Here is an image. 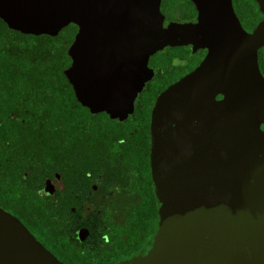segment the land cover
<instances>
[{
	"label": "water",
	"instance_id": "95a60500",
	"mask_svg": "<svg viewBox=\"0 0 264 264\" xmlns=\"http://www.w3.org/2000/svg\"><path fill=\"white\" fill-rule=\"evenodd\" d=\"M190 1L197 17L186 23L167 21L161 0H0V20L28 36L75 25L63 74L92 117L119 123L153 79L151 57L206 51L154 103L153 235L118 264H264V0L250 33L232 0ZM0 264L65 263L0 207Z\"/></svg>",
	"mask_w": 264,
	"mask_h": 264
},
{
	"label": "trees",
	"instance_id": "16d2710c",
	"mask_svg": "<svg viewBox=\"0 0 264 264\" xmlns=\"http://www.w3.org/2000/svg\"><path fill=\"white\" fill-rule=\"evenodd\" d=\"M163 2L161 12L169 22H192L197 17L190 0ZM254 6V3L250 4L244 11L246 20L237 9L245 27H252L261 19ZM76 33L77 27L72 24L56 37L28 36L10 30L0 20V115L8 116L10 112L17 111L19 117L29 123L37 120L45 122L47 131L51 125L64 126V134L71 143L69 153L64 155L66 160L62 165L56 162L52 164L48 156H44V163L48 164V169L45 168L50 172L59 171L63 174L70 190L74 189L76 181H89L87 175L90 172L94 178L101 175L100 181L104 186L108 184L104 179L105 174L111 171L125 184L131 199L121 202L123 222H114L108 209L102 211L104 218L99 219L101 233L96 240L98 246H103L105 241L102 237H107L110 240L108 250L113 251L118 260L124 259L137 254L154 230L156 202L149 164L153 96L147 101L146 110L138 111L136 122L112 123L104 114L92 117L77 102L63 74L71 65L67 50ZM7 56L16 61L12 62ZM153 57L162 60V65L169 59L164 51ZM202 57L203 52H199L191 61L197 63ZM173 58L174 55L168 60V66L172 64ZM259 65L264 76V48L259 51ZM164 88L165 85L158 93ZM3 109L6 111L3 112ZM32 136L31 130H27L23 141L32 144L36 139ZM77 139V145H72ZM44 140H49V131ZM96 215L98 210L93 213V216ZM83 226L89 229L92 237L97 238L99 227H94L92 221H84ZM63 230L52 227L56 235Z\"/></svg>",
	"mask_w": 264,
	"mask_h": 264
},
{
	"label": "flooded vegetation",
	"instance_id": "af4514ba",
	"mask_svg": "<svg viewBox=\"0 0 264 264\" xmlns=\"http://www.w3.org/2000/svg\"><path fill=\"white\" fill-rule=\"evenodd\" d=\"M232 1L239 19L237 11L239 10L246 20L247 15L244 11L254 3V8L261 16L259 22L262 20L263 16L254 0ZM163 3L161 0V6ZM240 21L249 33L259 23L252 27H245L241 19ZM189 51L190 48L165 50L168 60L173 54L175 57L170 66H168V60L165 66L162 65V60L150 58L149 67L154 70L153 79L138 95L134 116L120 124L136 122L138 111L146 110L147 101L153 96L152 111L157 97L170 85L192 72L206 55V51H198L197 53L203 52V57L197 63H192L191 60L197 53L192 55ZM7 58L12 62L16 61L13 57L7 56ZM156 77L160 78L156 80ZM164 85L165 88L158 93ZM16 112H10L8 116L0 115V207L17 217L37 241L65 264H118L131 258L118 260L116 254L107 248L110 243L107 237H102L105 241L103 246H98L96 243L101 233L99 219L104 218L102 211L108 209L114 222L120 224L123 222L122 214L115 210L116 205H112L113 209L106 208L104 205L109 198H113L117 203L130 200L125 184H119L117 175L111 170L105 174L104 179L108 183L105 186L100 181L101 175L94 178V174L90 172L87 175L89 181H76L74 189L70 190L63 174L59 171L50 172L47 170L48 164L44 163V156H48L52 164L56 162L62 165L66 160L64 155L69 153L71 143L64 134V126L59 124L54 127L49 126V140H44L48 137L47 124L41 120L29 123L26 119L20 118ZM45 125L46 130H44ZM27 130H31L34 135L32 138L36 137L32 144L23 141ZM77 141L79 142V139L72 145L76 146ZM103 188L106 191L105 194H101ZM95 199L100 204L96 203ZM97 210L98 215L93 216L94 211ZM96 220L99 222L96 223ZM84 221H92L94 227L100 228L97 238L92 237L89 229L83 226ZM54 226L64 230L56 235L52 231Z\"/></svg>",
	"mask_w": 264,
	"mask_h": 264
},
{
	"label": "rangeland",
	"instance_id": "374dc122",
	"mask_svg": "<svg viewBox=\"0 0 264 264\" xmlns=\"http://www.w3.org/2000/svg\"><path fill=\"white\" fill-rule=\"evenodd\" d=\"M118 183L119 184H122L123 182H121L120 180L118 181ZM106 193V191L104 190V188L102 189V192H101V194H105ZM116 198V196L114 197V199ZM96 200V203H98V204H100V202L97 200V199H95ZM112 205H116V211H119V213H123V204L121 203H117L116 201H114L113 200V198H109L108 200H107V202H106V204L104 205L106 208H111V209H113L112 208Z\"/></svg>",
	"mask_w": 264,
	"mask_h": 264
}]
</instances>
